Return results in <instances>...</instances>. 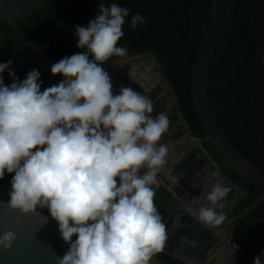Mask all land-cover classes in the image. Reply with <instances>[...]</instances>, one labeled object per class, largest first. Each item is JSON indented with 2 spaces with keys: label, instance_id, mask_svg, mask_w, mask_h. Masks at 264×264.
Segmentation results:
<instances>
[{
  "label": "clouds",
  "instance_id": "obj_1",
  "mask_svg": "<svg viewBox=\"0 0 264 264\" xmlns=\"http://www.w3.org/2000/svg\"><path fill=\"white\" fill-rule=\"evenodd\" d=\"M129 12L115 0L99 2L86 25L74 26L81 50L50 66L63 79L43 90L38 69L20 79L11 59L0 61V73L12 77L6 85L0 76V178L12 173L7 199L0 202L19 216L47 209L68 243L55 264H149L167 239L153 197L169 153L161 140L168 115H151L145 91L121 86L114 94L101 66L127 54L117 41ZM144 19L135 13L130 26ZM230 190L210 183L196 219L221 224L218 209ZM16 238L11 228L0 231V249L8 250ZM252 264H264V249Z\"/></svg>",
  "mask_w": 264,
  "mask_h": 264
},
{
  "label": "trees",
  "instance_id": "obj_2",
  "mask_svg": "<svg viewBox=\"0 0 264 264\" xmlns=\"http://www.w3.org/2000/svg\"><path fill=\"white\" fill-rule=\"evenodd\" d=\"M99 2L112 0H45L30 13L13 20L19 30L52 63L78 52L76 25H86ZM130 9L117 41L127 54L109 57V63L136 55L152 56L175 99L177 132L188 131L200 139L173 167L179 172L195 156L205 153L219 166L231 190L223 199L224 217L235 246L233 264H252L264 249V188L247 180L225 159L209 139L198 118L192 99L195 59L209 24L213 0H115ZM145 19L130 26L131 16ZM264 0H230L226 26L214 50L207 73L206 95L214 119L231 145L255 168L264 173ZM11 59L16 77L23 79L38 69L41 90L63 79L53 75L46 60L5 20L0 19V61ZM11 82L7 70L0 73ZM12 173L0 178V199H7ZM154 204L166 225L167 239L155 253L165 264H191L200 259V248L209 229L181 207L172 191L159 182ZM46 213L47 209H40ZM178 217V220H177ZM196 240L195 246L189 240Z\"/></svg>",
  "mask_w": 264,
  "mask_h": 264
},
{
  "label": "water",
  "instance_id": "obj_3",
  "mask_svg": "<svg viewBox=\"0 0 264 264\" xmlns=\"http://www.w3.org/2000/svg\"><path fill=\"white\" fill-rule=\"evenodd\" d=\"M45 0H0V19L5 20L29 45H31L51 65L41 51L17 28L13 20L30 13L44 3ZM230 13V0H213V8L209 24L206 28L200 48L198 50L192 74V99L195 111L206 132L205 139H209L226 161V165L234 168L247 180L264 188V173L251 165L229 142L225 134L220 130L213 117L206 95L207 73L216 45L226 26ZM117 59L101 65L111 77L112 91H118L121 86L131 87L133 90L145 93L152 98L153 109L151 115L160 111L166 112L169 118V127L162 135V142L175 141L182 131L179 127L178 115L172 114L169 107L175 104L174 96L164 81L159 71L158 85L154 87L140 86L130 68L133 57ZM131 60L127 61L128 59ZM121 60V61H120ZM119 65V66H118ZM129 73H128V72ZM133 77H130L129 75ZM187 133L200 144L201 140ZM215 170L222 173L219 166L214 165ZM223 174V173H222ZM222 176V175H221ZM223 178L228 181L223 174ZM175 189V188H174ZM177 190V189H175ZM0 201H4L0 199ZM19 222L17 223V218ZM207 227V225H204ZM11 228L16 232L17 238L8 250L0 249V264H55V257L61 256L68 248L59 235L56 222L48 216V213L38 209L37 213L19 216L0 202V231ZM227 229V227H226ZM72 239H75L73 235ZM203 250L198 253L201 255ZM149 264H165L154 254Z\"/></svg>",
  "mask_w": 264,
  "mask_h": 264
},
{
  "label": "crops",
  "instance_id": "obj_4",
  "mask_svg": "<svg viewBox=\"0 0 264 264\" xmlns=\"http://www.w3.org/2000/svg\"><path fill=\"white\" fill-rule=\"evenodd\" d=\"M129 64L130 68L128 71L136 77L135 81L141 87H146L147 85L154 87L158 85L159 69L154 58L153 60H148L145 57H138L131 60ZM129 76L133 77L131 74ZM169 109L172 114L176 113L174 104ZM164 143L168 144L169 153L165 165L158 174L159 182L177 189L174 191L171 190L174 197L178 199L181 207L191 215L194 214L193 217L196 219V208L206 203L204 195L210 183L217 181L224 183V179L215 170V163L205 153L195 156L181 171L173 172L174 165L196 144V140L186 130L182 131L177 140L164 141Z\"/></svg>",
  "mask_w": 264,
  "mask_h": 264
},
{
  "label": "rangeland",
  "instance_id": "obj_5",
  "mask_svg": "<svg viewBox=\"0 0 264 264\" xmlns=\"http://www.w3.org/2000/svg\"><path fill=\"white\" fill-rule=\"evenodd\" d=\"M133 59L134 58H138V57H145L148 60H153V57L148 55H136V56H132ZM127 58L124 59V61ZM122 60V59H121ZM120 60V61H121ZM104 69L106 67H103ZM221 177V175H220ZM224 184H228L227 181L223 180ZM223 183V182H221ZM196 208V207H194ZM198 209V208H196ZM194 215V214H192ZM228 224V220L225 218L221 224L219 225H214V226H210L213 230H216L217 235L219 236V234L225 233V236H227V238H217V241L215 243V245L212 247V250L209 252H206V254L204 255L203 259H189L188 261L193 263V264H233V253L235 251V246L233 245L232 241L228 238L229 236V231H224L226 228V225Z\"/></svg>",
  "mask_w": 264,
  "mask_h": 264
},
{
  "label": "flooded vegetation",
  "instance_id": "obj_6",
  "mask_svg": "<svg viewBox=\"0 0 264 264\" xmlns=\"http://www.w3.org/2000/svg\"><path fill=\"white\" fill-rule=\"evenodd\" d=\"M220 175H222V177H223V174L222 173H220ZM223 179L225 180V178H223ZM225 181H227V180H225ZM227 182H228V185H230L229 181H227ZM224 219H225V217H224ZM203 227L209 229V231H210L207 239L205 240L204 245L200 248V251H199V252H201V250H203L201 254L202 255H205L206 252H209V251L212 250V247L215 245V243L217 241V238H224L225 239V238H227V236H225V233H224V235H223V233H221L218 236L216 230H213L208 225H207V227L203 225ZM226 227H227V229L225 228V230H224L225 232L228 231L229 221H228V224L226 225ZM228 238L230 239V236H228Z\"/></svg>",
  "mask_w": 264,
  "mask_h": 264
},
{
  "label": "built area",
  "instance_id": "obj_7",
  "mask_svg": "<svg viewBox=\"0 0 264 264\" xmlns=\"http://www.w3.org/2000/svg\"><path fill=\"white\" fill-rule=\"evenodd\" d=\"M168 186V185H167ZM168 188L170 189V190H172V191H174L175 189L173 188V187H170V186H168ZM201 256V255H200ZM204 258V255H203V257L202 258H200V259H203ZM189 260V258L187 259V261ZM189 262V261H188ZM189 263H191V262H189ZM191 264H193V263H191Z\"/></svg>",
  "mask_w": 264,
  "mask_h": 264
}]
</instances>
